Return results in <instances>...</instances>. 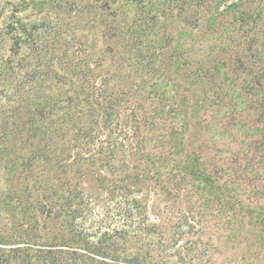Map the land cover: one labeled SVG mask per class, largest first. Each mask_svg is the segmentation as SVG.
Instances as JSON below:
<instances>
[{
    "label": "trees",
    "instance_id": "16d2710c",
    "mask_svg": "<svg viewBox=\"0 0 264 264\" xmlns=\"http://www.w3.org/2000/svg\"><path fill=\"white\" fill-rule=\"evenodd\" d=\"M0 264H264V0H0Z\"/></svg>",
    "mask_w": 264,
    "mask_h": 264
}]
</instances>
